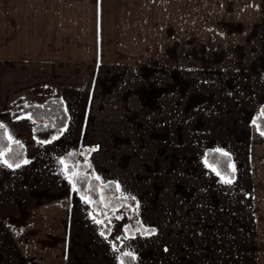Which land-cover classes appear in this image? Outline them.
I'll return each instance as SVG.
<instances>
[{
  "label": "crops",
  "instance_id": "1",
  "mask_svg": "<svg viewBox=\"0 0 264 264\" xmlns=\"http://www.w3.org/2000/svg\"><path fill=\"white\" fill-rule=\"evenodd\" d=\"M18 98L60 99L65 128L37 141L10 115ZM263 107L264 0H0V124L26 153L16 167L0 155V264H264ZM69 152L147 233L117 212L102 232Z\"/></svg>",
  "mask_w": 264,
  "mask_h": 264
},
{
  "label": "trees",
  "instance_id": "2",
  "mask_svg": "<svg viewBox=\"0 0 264 264\" xmlns=\"http://www.w3.org/2000/svg\"><path fill=\"white\" fill-rule=\"evenodd\" d=\"M10 115L13 118L26 115L32 121L33 137L39 142H49L57 137L65 128L68 117L63 102L58 98H49L41 104H24L19 98L12 101ZM253 123L260 133H264V107L253 117ZM264 135V134H263ZM0 155L11 167H16L26 161L25 148L17 142H10L6 136L4 127L0 124ZM209 165L214 167L222 176L233 177L230 167V159L227 155L215 150H207L205 155ZM65 172L70 179L74 189L85 200L94 218L99 222L104 234H109V223L107 213L110 210L118 209L127 217L128 223L125 226L127 235L137 233L144 234L149 230L144 229L138 220L135 212V202L130 198H123L117 195L113 183L107 186L113 195L110 202L105 206L100 199V182L93 173L87 159L77 152H69L63 156ZM118 241H115L117 245ZM123 264H133L130 256L121 255Z\"/></svg>",
  "mask_w": 264,
  "mask_h": 264
},
{
  "label": "rangeland",
  "instance_id": "3",
  "mask_svg": "<svg viewBox=\"0 0 264 264\" xmlns=\"http://www.w3.org/2000/svg\"><path fill=\"white\" fill-rule=\"evenodd\" d=\"M16 100V99H15ZM14 101V100H13ZM12 102V101H11ZM11 102H10V104H11ZM9 112H10V109H9ZM97 175V174H96ZM97 178H98V176H97ZM98 180H99V178H98ZM99 182H100V187H101V181L99 180ZM102 187L103 188H105L106 190L108 189L109 191H110V189L108 188V186H107V184L105 183V184H103L102 185ZM75 190V189H74ZM76 191V190H75ZM77 192V191H76ZM111 192V191H110ZM112 196V198H113V195H111ZM82 198V197H81ZM83 199V198H82ZM100 199H102L101 197H100ZM84 200V199H83ZM85 201V200H84ZM105 206L107 205V204H104ZM115 212H117L118 214H121V215H124L123 214V212L121 211V210H118V209H113V210H110L108 213H107V216H106V218H107V221H108V223H109V232L110 231H112L113 232V234H116L117 233V230H116V224H115V222L113 221V224H112V219L114 220V216L113 215H115ZM125 216V215H124ZM126 217V216H125ZM127 218V217H126ZM117 245L120 243V241L121 240H118L117 239Z\"/></svg>",
  "mask_w": 264,
  "mask_h": 264
},
{
  "label": "snow or ice",
  "instance_id": "4",
  "mask_svg": "<svg viewBox=\"0 0 264 264\" xmlns=\"http://www.w3.org/2000/svg\"><path fill=\"white\" fill-rule=\"evenodd\" d=\"M262 134H264V133H262ZM62 163H63V161H62ZM9 167H11V165H9ZM218 175H219V173H217ZM225 182L226 183H232V181L231 180H225ZM127 255H130V253H126Z\"/></svg>",
  "mask_w": 264,
  "mask_h": 264
}]
</instances>
